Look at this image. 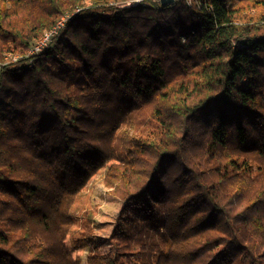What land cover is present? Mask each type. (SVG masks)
Segmentation results:
<instances>
[{
  "label": "trees",
  "instance_id": "trees-1",
  "mask_svg": "<svg viewBox=\"0 0 264 264\" xmlns=\"http://www.w3.org/2000/svg\"><path fill=\"white\" fill-rule=\"evenodd\" d=\"M133 1L0 0V264H264V0Z\"/></svg>",
  "mask_w": 264,
  "mask_h": 264
},
{
  "label": "rangeland",
  "instance_id": "rangeland-1",
  "mask_svg": "<svg viewBox=\"0 0 264 264\" xmlns=\"http://www.w3.org/2000/svg\"><path fill=\"white\" fill-rule=\"evenodd\" d=\"M232 1L234 0H229L228 4L230 5ZM108 171L109 165H106L89 179L86 187L82 190L75 203L74 211L76 216H78V212H81L83 209L94 210L96 212L94 239L97 248L103 251H108L110 249L106 241L110 238L117 225L118 215L124 207L123 202L116 198L111 192L114 187L109 184L110 180L107 179ZM78 228L79 226L74 229L73 237L76 236L75 233ZM89 251L90 247L84 245V252L81 256L82 264H87Z\"/></svg>",
  "mask_w": 264,
  "mask_h": 264
},
{
  "label": "built area",
  "instance_id": "built-area-1",
  "mask_svg": "<svg viewBox=\"0 0 264 264\" xmlns=\"http://www.w3.org/2000/svg\"><path fill=\"white\" fill-rule=\"evenodd\" d=\"M143 0H136L133 1L131 3H129L127 6H132V5H138L140 2H142ZM79 9H77L78 11ZM71 17V15L66 14L64 15L56 24V26L50 30L45 32L44 36L35 41L32 46L30 47V49L28 50L26 57H30V58H34L37 57L38 55H40L42 53V51L52 43L53 39L55 37H57L60 32L65 28L66 23L68 21V19ZM22 57V55L20 54H13V53H9L6 54L5 56V62L6 63H11V62H16L17 60H19ZM29 65L32 64V61L28 62Z\"/></svg>",
  "mask_w": 264,
  "mask_h": 264
},
{
  "label": "water",
  "instance_id": "water-1",
  "mask_svg": "<svg viewBox=\"0 0 264 264\" xmlns=\"http://www.w3.org/2000/svg\"><path fill=\"white\" fill-rule=\"evenodd\" d=\"M174 2H175V0H161V3H162L163 5L172 4V3H174Z\"/></svg>",
  "mask_w": 264,
  "mask_h": 264
}]
</instances>
